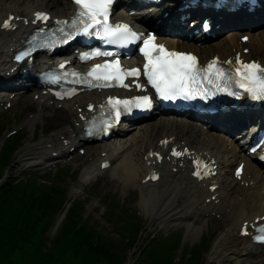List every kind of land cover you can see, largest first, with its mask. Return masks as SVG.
I'll return each mask as SVG.
<instances>
[{
    "label": "bare ground",
    "instance_id": "6f19581e",
    "mask_svg": "<svg viewBox=\"0 0 264 264\" xmlns=\"http://www.w3.org/2000/svg\"><path fill=\"white\" fill-rule=\"evenodd\" d=\"M132 1L125 2L123 6H126ZM68 0H0V17H3L7 11L16 9L20 14L27 12L28 9L45 8L50 10L53 14L58 15L62 11L68 9ZM21 8L24 11H20ZM134 15H127L129 20L133 19ZM264 22V21H262ZM253 26V25H252ZM233 33H240V35L251 33V29L235 28ZM261 33V37L256 38V51H260L258 55L264 57V31ZM15 33L9 34L0 32V67L6 68L5 65L8 62V57L4 53L3 46L6 41H9ZM219 34H216V38ZM166 39L171 47L179 50L192 51L196 53L202 60L212 57L215 53L220 56H227L231 51L224 48L227 43H232L235 46L233 38L223 36L214 40L211 43H205L197 46L195 43L180 40L176 37H161ZM212 39V38H211ZM252 42L249 43L250 46ZM11 93L12 91H7ZM14 96V100H16ZM77 101V100H75ZM32 103V102H31ZM72 102L64 104L63 108L66 109L65 116H69L70 105ZM33 104V103H32ZM40 102L36 103L37 111H35L29 124L37 119H44L45 111L50 109L39 110V106L45 105ZM231 123H238L240 119L232 116ZM196 122H184L182 119L175 116L166 115H154L149 121L141 124H137L131 131L124 135H119L117 138L109 141L99 143L88 150V153L84 154V159L89 156L96 157L100 151H107L108 157H115L113 165L106 170H97L93 167L92 162H83V169L79 176L80 185L84 186L90 179L97 174H103L105 179L109 176L116 178L112 186L120 187L128 185L129 183H135L138 190L141 192L140 204L146 209V212L153 215L160 223L166 225V223H183L187 226L190 234H200L203 227H206L207 218H202L201 222H196L194 216H190V212L195 209L194 201L197 200L196 195L189 193L193 182L188 181L182 175H175L174 177L168 176L161 177L159 181L154 184H140L139 180L144 175L146 168L142 162V155L149 147L156 145L159 138L163 136L173 135L177 142L186 140L191 148H199L203 150H210L216 156L219 164L218 177L222 178L221 182V201L220 205L216 208V212H224L223 217L226 219L224 223V229L222 235L217 237L216 241L211 248V254L215 258H233L237 262L247 263L261 262L264 264V254L259 253L256 258L240 257L239 249L243 252L247 250V246L242 247L241 241L236 239L238 228L242 221L252 220L253 217L260 215L264 212V193L260 194V189L264 188V169L256 164L251 156H244V147L236 143L226 131H218L213 128H207L206 130ZM231 126V124H230ZM66 126L62 124L60 127L53 129L52 133L41 137L40 141L33 145L32 149H25V152L21 154L35 166L46 165L50 163L46 161L50 159L45 149L37 150L34 146L41 143H58L57 136L66 133ZM191 128V132L188 133L187 129ZM198 136V138H196ZM199 143V145L196 144ZM225 145L223 149L221 146ZM245 158V171L249 172L255 179L256 188L249 189L244 186L238 185L236 180L231 176V170L233 166L241 159ZM59 159L58 161H60ZM46 167V166H45ZM44 167V168H45ZM169 181H172L169 184ZM122 188V187H120ZM198 193H202L203 189L198 186ZM190 196V201L186 203L184 198ZM208 195L202 196L203 198ZM241 196L239 200L238 197ZM146 214V213H145ZM221 214V213H220ZM185 215V218L182 216ZM233 216L232 221H228L227 217Z\"/></svg>",
    "mask_w": 264,
    "mask_h": 264
},
{
    "label": "trees",
    "instance_id": "16d2710c",
    "mask_svg": "<svg viewBox=\"0 0 264 264\" xmlns=\"http://www.w3.org/2000/svg\"><path fill=\"white\" fill-rule=\"evenodd\" d=\"M2 127H0L1 129ZM18 139H9L0 152V175L9 164L11 151ZM60 174L53 180L29 175L14 183L8 177L0 187V264H124L136 245L142 223L135 215L119 211L117 218L123 225L117 236L107 237L99 228L82 219V201L74 200L66 210L53 238L48 236L54 217L66 205V190ZM111 212H106L108 220ZM79 217L81 219H79ZM43 218L48 220L42 225ZM156 239V238H155ZM151 239L146 246L136 249L134 264H200L199 249L184 253L173 262L176 239L162 243ZM170 245V246H169Z\"/></svg>",
    "mask_w": 264,
    "mask_h": 264
},
{
    "label": "snow or ice",
    "instance_id": "6c2138e0",
    "mask_svg": "<svg viewBox=\"0 0 264 264\" xmlns=\"http://www.w3.org/2000/svg\"><path fill=\"white\" fill-rule=\"evenodd\" d=\"M73 3L77 5L76 15L70 22V26L73 27L74 31L64 33L66 38L62 39L61 43H67L74 35L79 34L85 36L96 35L107 44L121 47L140 41L142 44L140 52L145 57L142 70L138 68L126 69L121 66L118 60L105 61L104 63L94 64L87 73H71L72 76L77 77L74 83H82L88 87H112L115 85L111 82L119 81L121 86L129 87V85L124 84V80L129 76L138 77L142 73L147 83L155 89L157 95L162 99L168 100L175 99L178 95L188 99L193 96L194 90L201 89H203V94L206 95L209 90L208 86L214 87L218 91H224L228 82L234 79L233 74L218 66V61L215 59L202 68L198 65L197 58L194 55L168 50L164 44L155 43V37L152 34L136 33L127 24H111L109 14L113 0H73ZM14 19H18V17L9 16L0 24V27L5 29L14 27L12 24ZM48 20L49 16L47 13L36 12L31 22H46ZM25 23H28V21L25 20ZM56 23L69 25V21H57ZM59 31L63 33L64 29L61 28ZM32 50L21 52L15 59L20 61L22 58L29 56ZM113 55V52H102L97 49L93 52L82 54L81 59L86 60L95 56L109 57ZM227 63L231 64L232 62L229 61ZM236 63L240 65V67L235 68L236 75L240 76V79L236 81L239 87L253 99H264V67L255 62L244 63L239 60V56ZM60 67L63 68L64 65L62 64ZM204 73L207 74L204 75ZM88 77H92L96 83L88 80ZM136 87L140 89L142 85L137 83ZM74 93L75 89L72 90V94ZM228 94L236 95L237 97L240 95V93L232 91H228ZM106 103L111 105L118 119L121 115V106L127 110H130L131 107L149 108L151 99L148 95L136 96L131 100L109 97ZM92 107V105H89L90 110ZM102 107L104 106L102 105ZM111 126V123L105 122V127L102 130L107 132ZM91 131L89 129V134H91ZM182 154L172 149V155L180 156ZM149 155H156L159 158V154L149 153ZM241 168L237 169V176L240 175ZM204 174L207 175L208 173ZM193 175L199 177L200 172L196 171ZM151 178L156 179L157 177L153 175ZM246 228L247 225L242 229V234H247ZM258 233L254 239L264 242V228L258 229Z\"/></svg>",
    "mask_w": 264,
    "mask_h": 264
},
{
    "label": "rangeland",
    "instance_id": "374dc122",
    "mask_svg": "<svg viewBox=\"0 0 264 264\" xmlns=\"http://www.w3.org/2000/svg\"><path fill=\"white\" fill-rule=\"evenodd\" d=\"M262 60L264 62L263 58ZM24 94L25 93H21L20 95L23 97ZM29 97L30 96L28 95H26V97H23L19 105L11 109L10 112L0 113V115L1 114L4 115L6 119H9V123L6 125L3 135L5 134L7 130H11L17 124L21 123L24 120V118L26 117V113L28 112L30 108H32L28 104L30 101ZM50 113H47V114H50ZM64 114H65V110L62 109L59 111V116H56L55 114L54 115L50 114L46 118L47 120L46 122L47 124L51 126V129L54 128V125L56 126V123L58 126V123L64 120H67V117L65 118L63 117ZM42 122H43L42 120H38L24 131L23 137L25 141V146H23V148L21 149L20 151L21 153L24 152L26 147L32 148L33 143L41 138L40 135L42 134V130H41ZM34 129H35L34 138H33V141H31V136H32ZM51 129L49 133L52 132ZM22 134H23V131H22ZM90 147L91 146H88V148ZM22 159L23 157H19V159H17L18 162H15L16 165L18 166L15 169V174L18 173L22 169H26V170L37 171L39 176L41 177L43 176L40 173L41 170L44 169L43 166H32L29 163L23 161ZM81 161L82 160H79V162H76V164H74L71 168L74 169L75 167H78L79 165H81L80 164ZM68 175L69 176L63 177L61 179V182L65 186L64 189L67 192L66 200L74 199V198H79L82 200L85 198L83 200L84 207L82 209V219L83 220L86 219L88 222L94 223L99 228V231H101L102 234H104L105 236L115 237L120 241L122 238L117 236V229H119L120 226L123 224H120L116 220L111 221V220H106V218L104 219L103 217H101L103 210L109 208L108 206L105 205L104 200H101L104 194L106 196L113 198L117 204L123 203L124 207H128L131 210L136 211L145 220L146 229H145V232L142 236L140 243L138 242V246L141 244H145L147 241L148 235L154 234V232L158 236H162V235L164 236L167 234V232L172 231L180 226H183L181 227L180 232H182L183 234L182 241L184 244L192 246L199 242L200 235L195 236V235L188 234L187 228L185 225H177L173 223H169L166 225L161 224L156 218L153 217V215L146 212V209L140 205V202H139L140 199L138 195L139 191L135 187L136 185H134L133 183H129L126 187L125 186L122 187L123 189L126 190V194L123 195L121 193L122 191L120 187H117V188L111 187V180L113 179H111L110 176L108 177V180L104 181L103 177L99 175L97 176V178L95 179L93 178L94 180L92 179L89 183L82 186L79 183L80 174H77L76 172H72L71 174H68ZM76 175H77V178L75 179ZM79 219L81 218L79 217ZM57 224H58V221H56L55 224L49 229L48 236L50 238H53L54 235L56 234L58 230L56 228ZM212 232L213 231L211 230V227L209 224V234L211 235ZM213 236H214L213 237V241H214L216 239V236L218 235L215 234ZM210 250L211 249H209L205 255L204 264H237L234 260L229 259V258H226V259L215 258L211 254ZM136 256H137V251L132 250L131 253L127 256L124 264H134L136 260Z\"/></svg>",
    "mask_w": 264,
    "mask_h": 264
}]
</instances>
